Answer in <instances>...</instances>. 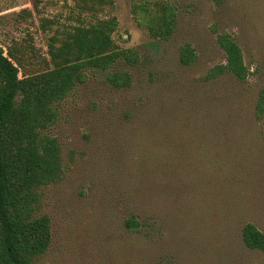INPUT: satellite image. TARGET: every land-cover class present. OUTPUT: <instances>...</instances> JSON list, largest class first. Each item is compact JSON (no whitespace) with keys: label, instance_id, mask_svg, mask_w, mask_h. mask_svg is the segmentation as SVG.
Listing matches in <instances>:
<instances>
[{"label":"rangeland","instance_id":"1","mask_svg":"<svg viewBox=\"0 0 264 264\" xmlns=\"http://www.w3.org/2000/svg\"><path fill=\"white\" fill-rule=\"evenodd\" d=\"M72 1L0 0V45L26 41L47 58L54 30L76 24ZM111 1L96 17L114 16V45L138 58L85 71L55 104L45 134L62 171L39 190L50 244L34 264H264L240 236L246 223L264 235V114L255 116L264 0ZM165 6L174 25L160 39L148 27ZM220 35L239 48L243 81L206 79L225 63ZM112 71L126 72L129 85L114 88Z\"/></svg>","mask_w":264,"mask_h":264},{"label":"trees","instance_id":"2","mask_svg":"<svg viewBox=\"0 0 264 264\" xmlns=\"http://www.w3.org/2000/svg\"><path fill=\"white\" fill-rule=\"evenodd\" d=\"M76 24L54 30L48 38L47 58L36 54L26 41L0 45V264H34L50 244V224L38 215L39 190L60 179L61 165L56 140L45 130L56 121L55 104L76 84L85 80V71H105L122 59L137 60L135 49H118L111 38L114 16L97 18L111 0H73ZM87 16L92 21L87 20ZM174 11L160 7L149 21L151 35L165 39L174 25ZM50 21L44 20L41 29ZM225 63L211 68L206 79L228 73L239 81L247 75L239 48L227 36L217 37ZM180 60H193L188 47ZM106 80L114 88L127 87L129 75L112 71ZM264 114V89L255 104V116ZM127 227H134L129 220ZM245 248L264 254V235L250 223L241 228Z\"/></svg>","mask_w":264,"mask_h":264}]
</instances>
